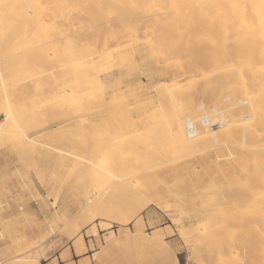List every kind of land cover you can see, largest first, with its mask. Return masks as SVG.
I'll return each mask as SVG.
<instances>
[{"label":"rangeland","instance_id":"1","mask_svg":"<svg viewBox=\"0 0 264 264\" xmlns=\"http://www.w3.org/2000/svg\"><path fill=\"white\" fill-rule=\"evenodd\" d=\"M85 24L86 20L79 17L78 20L74 21V28L84 29ZM7 38L9 37H4V39ZM4 39L2 40L3 42H0V54H4L0 56V61H8V63H6L9 64L8 68L11 67L10 69L14 67L16 69V66L20 64H24V66L20 65L21 67L19 66L18 69H22L17 70L19 72L13 71L11 74L10 72L12 70L8 71L7 68L5 72L6 66L4 67L5 70L0 66L1 77L4 75L7 77L4 78V76L2 78L4 80L1 79L0 82V150H8L14 157V180L22 189V192L30 194L32 191L35 192L34 200L39 201L46 208V210L45 208L42 210L43 217L41 227H36L30 220V217L25 215L24 211L17 213V219H12L13 221H11L10 226H8L10 228V234L14 237L16 242H18L20 238H23L24 235L27 236L29 232L31 233L36 229L40 230L36 232L38 233V237L35 243H26L25 246L18 247L17 253L19 257L25 258L22 264H31L36 259L39 262L41 256L40 252L46 249L56 250L58 247L62 246V239L65 241V248H68L71 242H74L73 246L80 249L82 248L81 243H83V251L81 253L86 257L87 264H90L89 258H91L92 264H169L168 262H170V264H264V227H262L264 226V181L260 184L254 181L256 185L253 184L256 172H252V164L254 165L255 162L251 159H248L246 163L241 160L242 151H259L257 145L261 147V143L264 142L263 136H260L258 139V141L261 140V143L257 140H248L246 144L248 148L245 150L244 147L241 148L242 146L239 144L241 141L237 128L234 130V127L231 126V129L234 131L231 130L232 138L229 145H226L230 148L225 147V149H223V146L220 150H212V152L206 151V153H199L200 155L187 154L191 156L184 155L183 153V156L181 155L182 157H180V154H177V152L173 153L174 150L172 149L170 140L167 139L168 134L165 138L161 134L160 128L162 126L158 127L159 133L157 132L158 130H154L159 135L157 137L155 136L153 140L154 144L152 146L150 145L147 150L144 142L133 147L131 145H126L124 148L123 144L112 143L116 138L124 136L122 132L125 133L128 130L130 131V128L136 125L134 122L137 123L139 121L138 115L140 114H145V112L153 114V112H155L160 117L168 116L170 109L168 110L169 103L167 101L169 100H167L166 97H168L170 87L172 88V86L173 88L175 87V92L172 94H178V97L180 94L185 95H183V97L180 95L181 98L179 97L178 100L188 105L185 114L190 116L192 120L199 117V114L202 116V113L195 110L197 104L205 105L208 114L211 113L210 109L212 107L217 111L223 109L225 103L217 100L219 93H216L218 97L214 96L213 98L200 94L202 91H199V88L202 89L207 83L209 86L217 85L215 88L219 91L218 79L213 78L216 82L215 80L212 81V79H209L211 74H209L210 69L208 67L199 62H194V64L192 62V64L186 63L187 65L189 64L186 68L187 65L183 64L185 61L182 59L179 61V64L164 66L161 64V61L154 56L152 58L151 54H149L148 51L150 47L145 45V48H143L141 52H136L133 51L135 50V45H133L131 46L132 48L130 47L128 49V51L130 50V54L124 57L125 68L132 72L128 73V75L123 72L124 75H120L113 69L114 72H111L112 70L109 71L104 78V80L119 79L124 84L121 89L122 91L120 90L123 92V95L116 98L119 100L121 98L124 99V109L122 108V103H120L122 106L120 104H108V112L104 109L95 116L90 109V112L89 110L88 112H83L85 109L91 107V105H88L89 103L87 104L85 101L79 106L76 104L74 106V100L71 99V103L68 97L67 99L64 98V102H60L61 100L63 101V98L61 100L57 98L58 100L55 99L54 101L51 99L53 97L51 90L54 91V94L56 92L55 89H57L58 92L60 88L58 87L59 81H57V78H63L62 73H64V71L61 73L62 68L59 67L58 71L61 70L60 73L58 72V74H55L57 73L58 67L54 66L57 63L54 61L60 52L62 53L61 58L64 52L65 56H63V58L66 57V52L68 54L69 50L72 52L70 48L68 49V43L66 44L64 41H60V43H58L59 45H56V47L61 45L63 47L61 48L62 51L59 47L57 49L55 45L52 46L53 49L50 47L47 48L45 56L48 50H52L49 55H52L54 58L53 64H55L52 65L51 68L49 65L52 63L48 64L50 61L47 60L50 59L52 61V57L50 58L49 56V59L47 58L43 62V56L40 61H38V57L44 55L41 52L42 47H37L38 49L34 48L35 50L31 49L33 50L32 53L37 55V58L34 54L29 55V58L33 55L34 58L32 60L28 58L27 64L30 65V62L34 61V59L35 61L32 62L31 66H27V69L25 66L27 58L24 59L25 61L22 60V58H18L16 62L17 65H12L15 63L13 59L16 58L11 53V50L12 52L14 51L12 48L13 46L9 48L10 50H8V53H4L6 50L5 48H8L10 45L9 40H5V42ZM15 39L16 38H14V41ZM94 39L95 35L84 31L80 33L76 39L69 40L71 42L70 47L74 46L75 48L76 43H79L82 47L83 55H87L91 53L92 46L95 42ZM102 39L103 34L98 37V47L101 45ZM62 42H64L63 44L66 46L62 45ZM138 42H145L144 35L140 34L138 36ZM1 43H3L4 46L1 45ZM20 45L22 44H18V46L14 48L22 49L23 45L21 47ZM138 45L140 46L141 44ZM64 47L67 48L68 51L65 50ZM83 49H86V51ZM54 51L57 52V55L54 53L56 56L53 55ZM39 52H41L42 55ZM92 57L93 56L87 57V59H91ZM9 58L11 61H9ZM61 58L57 61L59 62ZM19 60L22 61L19 62ZM23 61L25 63H23ZM37 61L40 62L39 65L43 64L44 67H42V65L38 66V64L33 66V64L38 63ZM1 62L0 65H5V63ZM18 62L20 64H18ZM64 62L63 65L66 64H64ZM32 68H34L35 71ZM31 69L33 71H30ZM47 69H50V73H47ZM40 70L42 71L40 72ZM30 72H32V74H30ZM14 73L18 74L15 75ZM112 73L113 75L111 76ZM191 73H194L195 76L202 77H199V79L195 78ZM208 74L209 77L207 76ZM20 75L23 77L21 76L20 78ZM203 76L205 78L207 76L211 82H208V79L203 78ZM184 78H187L185 79L186 81ZM102 79L101 81H103ZM180 79L181 82H179ZM8 80L11 81L8 83ZM55 80L58 84L56 83L57 86L52 87V84L55 85ZM202 80L206 82L205 85ZM63 81L65 82L64 79ZM2 82L6 84L1 86L4 84ZM30 82H32L31 85ZM34 82L37 83L35 84L36 87L33 85ZM68 82L72 83L71 81H66V86L69 84ZM197 82L199 85L203 86L201 87L195 84ZM214 83L216 84L213 85ZM179 85L184 86L185 93L176 92ZM186 85L189 86L186 87ZM181 86L178 89L183 92ZM192 86H196L197 91H194L195 88ZM35 88H37V90L34 91ZM155 90L158 92L160 90L161 93L159 92L157 95ZM57 92L56 94L58 95L59 93ZM56 94L53 98L57 97ZM224 95L225 93L222 96ZM236 95L238 96V94ZM165 102L168 104H165ZM63 103H68L69 105L71 103L73 106L66 104L69 106L68 107L64 104V107L62 106ZM40 106H42L40 108L41 112L38 110ZM14 107L19 109L17 112L20 113L22 111V113H24H20L23 115V119L17 117L18 115L20 116V114H16L15 116L16 110L14 111ZM66 107H68V110ZM70 107H72L73 110ZM4 108H7L5 109L6 111L13 108L11 112L8 113L10 117L13 118L15 125L11 123L13 126H10L9 119H6L7 115L5 114L6 112H4L5 110H3ZM76 108L81 109L80 111L83 110L82 113L80 114L79 110ZM136 108L140 109V112ZM34 110L37 112L39 111V113H37L39 116L36 115ZM69 111L73 114L72 117H70L71 114H68L70 118H65L64 120V117L67 115L65 114L64 116V113H68ZM77 111L79 113L78 115L76 113ZM12 113H14V116L11 115ZM61 113L63 116H60ZM83 114H85L84 117ZM230 114L231 115H228V120L233 121L232 119L230 120V118H233L235 120L233 121L234 123L240 120L241 117L239 116L245 115L244 113L238 115L240 113L238 112L236 114L234 111H231ZM50 115H53V117ZM88 115H90V117ZM99 115H101L102 118ZM87 116L90 118L89 120ZM85 117L87 118L86 121ZM98 118L100 122L97 120ZM136 118L138 121H135ZM215 119L216 118H214V120ZM61 120L64 122L63 124H61ZM67 120L73 123L71 122V124ZM129 120L133 121L130 122ZM198 122L199 121H196V124H198ZM132 123L134 125H132ZM144 123H139L138 126L141 127V129L149 128L147 127L148 124L151 125L150 128L153 126L151 121ZM1 126L3 130H1ZM212 126H215V128L218 127L216 122ZM116 127L120 129L118 130ZM45 128L49 130H45ZM68 128L70 129L66 130ZM54 129L61 135H58V133H56L57 131ZM59 130H62V132L60 133ZM120 130H122L121 133L117 134ZM115 132L117 135H115ZM109 134H111V136ZM107 136L114 138L109 140L105 138ZM106 139L113 141L109 143ZM230 143H232V145H230ZM251 143H256L257 145L255 144L254 146ZM249 146L253 149L250 150ZM102 154L105 157L104 159L99 158V155ZM105 155L109 159L106 160ZM185 156L187 159H183ZM178 157H180L181 160ZM78 158H80V160ZM261 161L264 162V159ZM98 164L100 168H98ZM90 166H92L93 169ZM256 166L257 170H259V174L262 172L264 174V168L261 170L258 165ZM263 174H261V176ZM250 176H254V178L252 179ZM114 179L117 180L115 181ZM119 180H124L123 192V189L120 190V188L117 187ZM255 187L257 191H255ZM137 189L139 191H137ZM140 191H143L142 194H146V196L142 197L143 200L140 202L134 203V210H132L133 203L132 206L130 205L131 207L129 206L130 210H132L130 214H128L130 218H127L128 216L120 217L124 215V213L121 215V213L124 212L123 203H120L123 201L121 198L122 193H124L125 204V201H129L131 195L132 197H136L135 194L138 193V196H141L142 194ZM110 195L118 199V202L123 208L120 205H116L117 203L113 205L114 201L112 199L114 198ZM118 195L120 196L117 197ZM109 196L112 197V199L107 198ZM132 197L130 199H132ZM93 198H98V200L102 202L104 200V205L100 203L95 205V202L93 206L90 205L85 209V201ZM149 199L151 202L148 201ZM106 200H108L107 202L111 200L112 205H109L110 207L118 206L117 208L114 207L116 210L122 208L119 210L120 215H117L115 211L113 213L121 219H126L125 223L124 219H122L123 222L120 221L121 223L114 221L117 217H113L114 219L112 220V215H110L112 214L111 212L110 214H105L106 216L104 215V213L110 211L112 208H109L108 204L110 202L107 204ZM105 204H107V206ZM102 205L104 206L102 210L105 212H100V207ZM19 206L22 207V205ZM90 207L93 208L91 210H95L96 212L94 213L89 210L90 214L94 213V217H91V221L90 218H88L90 214H86ZM83 211H86V213ZM201 213L203 214L202 216L200 215ZM80 214H86L85 217L89 216L81 220L79 217H82V215ZM107 215L110 217H108L109 219L106 218ZM23 218L25 220L24 226H22ZM121 219L117 220L119 221ZM17 221H22V223L17 224ZM198 227L200 229L197 233L192 234L193 232H188L190 228L194 229ZM23 228L26 231L25 234L22 232ZM151 234L154 235L152 236ZM190 234H192V236ZM57 238H59V240ZM41 243L47 244V247L41 248L38 246L41 245ZM195 245H197V248H195ZM35 247H39L40 252H35L30 255L31 249ZM172 257H175L174 259L176 262Z\"/></svg>","mask_w":264,"mask_h":264},{"label":"bare ground","instance_id":"2","mask_svg":"<svg viewBox=\"0 0 264 264\" xmlns=\"http://www.w3.org/2000/svg\"><path fill=\"white\" fill-rule=\"evenodd\" d=\"M79 17L86 20V24H85L84 29L74 28V21L78 20ZM84 31L95 35V39H94L95 42L92 46L93 48L91 49V53H89L87 55H83L82 47L80 46L79 43H76L75 48H74V46L70 47L71 42L69 41V40H74V38L76 39V37L79 36V34L84 32ZM101 34H103V39H102L101 45L98 47V43H97L98 37ZM140 34L144 35V37H145V42H143V43L138 42V36ZM16 35H17V37H16ZM5 36L9 37V38L4 39ZM14 38H16L15 41H14ZM3 39H4V41L9 40V43L11 45V46L9 45V47L5 46L8 48H5L6 50L4 49L5 50L4 53H6V52L8 53V50H10L9 48H11L13 46L12 48L14 51L12 52V50H11V53L16 58H14V59L12 58L13 61L15 60L14 61L15 63L12 62V63H14L12 65H17L16 62H17L18 58H22V60L27 58L26 61L24 60L26 63L23 61V63H25L26 67L31 66L32 62L35 61V59H34V61L30 62V65L27 64V60L30 57L29 55L34 54V53H32L33 50H35L34 48L42 47L41 52L44 55H42L41 52H39L42 56H39V54H38V56H39L38 61H40V59L44 56V58H43L44 59L43 62H44L45 59H47V58L49 59V56H50V58L52 57V55H49V54H51L52 50L51 51L48 50L46 52L48 55L46 54V56H45V51L47 50L48 47L53 49L52 46L55 45V47H56V45H59L58 43H60V41H64L66 44L68 43L69 44V45H67V46H69L68 49L70 48L72 50V52H70V50H69V54L66 52L65 58H63V56H65V52H64L62 58H61V55H62L61 52H60V54L58 53L60 55V57H59V55L56 56L57 52H58V50H57L58 47H59V49L63 48L60 45V46L56 47L57 52L56 51L53 52V55H55L54 53H56L55 56H56V58L57 57L58 58L57 59L55 58V61H54L53 57L51 58V59H53L52 61L50 59L47 60V61H50V62H48V64L52 63L49 65L50 68L56 62H57L56 64H60V65H56V64L54 65V66L58 67L57 73H55V74H58V72L60 73L61 70L58 71L59 67L62 68L61 73L64 71V73H62L63 78L60 77L62 75L59 76L60 79L57 78V81H59V84L57 83L56 80H55V85L52 84V87L57 86V84H58V87L60 89L58 88L59 89L58 92H57V89H55V90L57 93H59L58 95H60V96H58L55 92L57 97L53 98V97H55V94H54V91L51 90L52 94H53V97L51 99H53L52 101H54L57 98L59 100H61L63 98V101L61 100L60 102H64V100H65L64 98L67 99V97H68V98H70V99H68V100H70L69 102H71V99L74 100V102H73L74 106H75V104L77 106H79L80 104L84 103V101H85V102H87V104L89 103L88 105H91V107H89L88 109H85L84 111L82 110V111L88 112V110L90 109L91 112L95 114V116L97 114H99L100 112H102V110H104V109H106V112H108V109H109L107 106L108 104H112V105L117 104L118 105V104L122 103L123 106L121 104L120 105L124 109V99H122V98L120 100L116 99L120 95H123L122 94L123 92H121L122 91L121 89L123 88L124 84L119 79H105L104 80V78L106 77V74L109 71L112 70L111 72H114L113 69H115V71L120 75H124V73L125 74L127 73V75H128V73L132 72V71L128 70L127 68H125L124 57L127 56L128 54H130L129 53L130 50L128 51V49L133 45H135V48H134L135 50H133V51H136V52H141V50L143 48H145V45L150 47V49L148 51L149 54H151L152 58L154 56L156 59L161 61L162 63L161 62L160 63L163 64L164 66H168L171 64H179V61H181V59L185 61V63H183L184 65H187L186 63L192 64V62H193V64H194V62H196V63L199 62L202 65H204L210 69V72H209V74H211L210 77H209V74L207 75L209 77V79H212V81L215 80L213 78L218 79V82H219L218 83V85H219L218 90L219 91H217L215 88L217 85L216 86H211V85L209 86V84L207 83L206 86H204L202 89L199 88V91L200 90L202 91L201 93L200 92H194V93H200V94H202V96H207L210 98H213L214 96H216V97L219 96L217 98V100L218 101L220 100V102L225 103L223 109L217 111L215 108L212 107L210 109L211 113L208 114L206 112L205 105L197 104L195 106V110L202 113V116L200 114L199 115L197 114L199 117H197V115H196L197 118L194 119L195 118L194 117L193 118L194 120H192L190 118V116L185 114L186 107L188 105L183 103L181 100L180 101L178 100L180 95H182V94H180L179 97L177 96L178 94L177 95L172 94L175 92V87L173 88V86H172V88L170 87V90H169L170 93H168V97H166L167 100H169V101L166 100L169 103L168 110L170 109V113L168 116H166V117L161 116L160 117L155 112H153V114L150 113L151 115L146 113V112H145V114H140V115H138L139 121L137 120V118L135 121H138L139 123H142V122L148 123V121H151V123H153L152 124L153 126L151 128H150L151 125L148 124L149 126L147 125V127H149V128H143L142 127L143 129H141V127L138 126L139 123L134 122V124H136V125L134 127H131L130 131L128 130L125 133L122 132V135H124V136L116 138L114 141L112 140L113 142L109 141V140L113 139L115 137V135H117L118 133L120 134L122 130H120V132L118 131L117 134L115 132V135L112 138H110L112 133L109 134L110 136L105 137V138L109 139V140L106 139L109 141V143L110 142L120 143V144L124 145L123 146V148H124L126 145H131L133 147V146H136L137 144H139L141 142H144L145 148L147 150L150 145L152 146L154 144L153 140L155 139V136L157 137L159 135L155 131L158 130V127L162 126L160 128L161 132H162L161 134L163 135L164 138L167 137L166 135L168 134L167 139L170 140V144L172 146V149L174 150L173 153L177 152V154H180L179 156L182 157L183 153H184V155H187V154L196 155L199 153H201V154L206 153V151L212 152V150H218V149L220 150L223 146H224L223 149H225V147H227L229 145V142L232 138V135H231L232 131H234L236 128H237V131L239 133V138L241 141V143H239V144H241L240 145V146H242L241 148L244 147L245 150H247V148H248V146L246 145L248 140H250V141L251 140L252 141L257 140L258 141L260 136L264 137V0H0V42H3L2 41ZM64 42H62V45L66 46L65 44H63ZM18 44L23 45L22 49L17 48L18 49L17 50L16 48H14L15 46L17 47ZM138 44H141V45L139 46ZM1 45L4 46L3 43H1ZM5 45H7V44H5ZM22 45H20V47ZM31 49H33V50H31ZM64 49L68 51L67 48L64 47ZM83 50L86 51V49H83ZM39 51H40V49H39ZM43 51H44V53H43ZM61 51H62V49H61ZM1 55L3 56L4 54H0V56ZM33 56H31V58H29V59L32 60L34 58ZM35 56L37 58V55H35ZM91 56H93L91 59H87V57H91ZM60 58H61V60H60L61 62L59 61L60 62L59 63L57 60H59ZM63 59H64V61L66 59H68V60H66L64 62ZM22 60H19V62H21ZM4 61H5V59H4ZM9 61H11L10 58H9ZM53 61L55 62L54 64H53ZM62 61L64 62V64L65 63L66 64L63 65ZM6 62L8 63V61H6ZM6 62H3V63H5V65H3V66L0 65L1 68L3 67V70H5L4 67L6 66L5 72L7 71V68L9 65ZM19 62H18V64H20ZM46 62H45V65L47 64ZM156 62L158 63L157 60H156ZM39 63L40 62L33 64V66L38 64V66L42 65V67H44L43 64L39 65ZM160 63H159V65H160ZM62 65H63V67H62ZM19 66L17 65L16 69H15V67L13 69H10L11 68L10 67V68H8V71L12 70L10 72V74L13 71L19 72L17 70L22 69V68L18 69ZM21 66H24V64H22ZM188 66H189V64L186 66V68ZM28 67H27V69H28ZM53 67H52V69H53ZM32 69L34 70V68H32ZM32 69L30 71H33ZM24 70H25V68H24ZM41 71L42 70H40V72ZM47 71H48L47 73H50L49 72L50 69H47ZM2 73H3V71H2ZM17 74H15V75H17ZM30 74H32V72H30ZM195 74H196V72H195ZM195 74L193 73L192 75L195 76ZM22 75H20V78ZM28 75H29V73H28ZM108 75H110V74H108ZM112 75H113V73L111 74V76ZM9 76H11V75H9ZM45 76H47V75H45ZM207 76H206V78L208 79ZM3 77H1V75H0V82H1V79ZM199 77H202V76H195V78H198V79H199ZM4 78H7V77L5 76ZM54 78H56V77H54ZM203 78H205V77L203 76ZM8 79H9V77H8ZM63 79L65 80V82L63 81ZM101 79L103 81H101ZM181 79L179 80V82H181ZM185 79H187V78H184V80ZM209 79L207 81L211 82V81H209ZM2 80H4V79H2ZM50 80H52V79H50ZM9 81H11V80H8V83H9ZM13 81H14V79H13ZM66 81H71L72 83L68 82L69 84L66 86L65 85ZM202 81L204 82V85H205L206 82L204 80H202ZM4 82H2V83H4ZM35 82L33 85L36 87L35 84H37V83H35ZM215 82H216V80H215ZM31 83L32 82H30V85H31ZM5 84L6 83L2 84L1 86L5 85ZM195 84H198V82ZM215 84L216 83H214L213 85H215ZM22 85H24V84H22ZM180 86L181 85H179L178 87L176 86L177 87L176 92L185 93L184 92V86H181L183 92L180 89H178ZM187 86H189V85H186V87ZM193 86H194V84H193ZM199 86H201V85H199ZM50 87H51V85H50ZM193 88H195L194 91H197L196 86ZM24 89H26V88H24ZM14 90H15V88H14ZM35 90H37V88H35L34 91ZM192 91H193V89H192ZM155 92L158 95L160 90H159V92L157 90H155ZM61 93H62V95H61ZM216 93L217 94L219 93L218 96L216 95ZM224 93H225V95L222 96ZM236 94H238V96ZM183 95H182V97H183ZM61 96H63V97H61ZM163 96H165V95H163ZM166 96H167V94H166ZM233 96H235V97H233ZM59 97H61V98H59ZM166 98H164V99H166ZM217 100H216V102H217ZM167 102H165V104ZM71 103H70V105L68 103H66V104H68L69 106H73V105H71ZM64 104L65 103H63L62 106H64ZM66 104H65V106H68ZM133 104H132V106H133ZM6 105H7V103H6ZM134 105H136V104H134ZM41 107L42 106H40L38 110H40ZM68 107H66L67 110H68ZM155 107H156V105H155ZM15 108L16 107H14V111L16 110L15 116H16V114L22 113V111L20 113L17 112V111H19V109L18 108L15 109ZM70 108L72 109V107H70ZM70 108H69V110H70ZM138 108H136V109H138ZM5 109H7V108H4L3 110H5ZM11 109H13V108H11ZM11 109H9L8 111H6V110L4 111V112H6L5 114L7 115V118L6 117L5 118L9 119L10 126L12 124L15 125L13 122V118L10 117V114L8 113V112H11ZM76 109L79 110L80 114L82 113V111H80L81 109H78V108H76ZM90 110H89V112H90ZM14 111H12V112H14ZM138 111L140 112V109H138ZM158 111H159V109H158ZM158 111H156V112H158ZM231 111H234L236 114L239 112L240 114H238V115H241L242 113H244L245 115L239 116V117H241L240 120H238L236 123H234L233 121H235V120L233 118H230V120L232 119L233 121L228 120V115H231L230 114ZM0 112H1V110H0ZM35 112H36V115L39 116V114H37V113H39V111L38 112L35 111ZM40 112H41V110H40ZM106 112H105V114H106ZM58 113H57V117H58ZM76 113H77V115L79 114L78 111ZM142 113H143V111H142ZM13 114L14 113H12L11 115L14 116ZM22 114H24V113H22ZM22 114H20V116L18 115L17 117H21V119H23ZM30 114H29V116H30ZM65 114H67V115L65 116ZM68 114H71L70 111L68 113H64V116H65L64 120H65V118H70L73 115V114H71V116H70ZM53 115H55V114H53ZM53 115H50V116L53 117ZM84 115L85 114H83V117H84ZM60 116H63V114L61 113ZM88 116L90 117V115H88ZM88 116H87V118H88ZM99 116L101 117V115H99ZM136 116H134V117H136ZM83 117H81V118H83ZM110 117H111V115H110ZM87 118L85 119V121L87 120ZM99 118L97 120H99ZM214 118H216V119L214 120ZM54 119H55V117H54ZM62 119H63V117H62ZM72 119H75V118H72ZM89 119L90 118H88V120ZM235 119L237 120V117ZM18 120H20V119H18ZM132 121H130V122H132ZM196 121H199L198 124H196ZM71 122H69V123H71ZM99 122H100V120H99ZM205 122H207L209 125H214V123L216 122L218 127L214 128V129L212 128V130H209L207 127H205ZM63 123L64 122H62V120H61V124H63ZM134 124L132 123V125H134ZM7 125H9V124H7ZM144 125H145V123H144ZM231 126L234 127L233 128L234 130L231 129ZM188 127H191L193 129V134L188 133V130H187ZM4 128H5V126H4ZM58 128H60V127H58ZM58 128H56V129H58ZM155 128H157V129H155ZM7 129H8V127H7ZM47 129L48 128H45V130H47ZM56 129H54V130H56ZM69 129L70 128H68L66 130H69ZM1 130H3V127ZM63 130H65V129H63ZM4 131H5V129H4ZM40 131H42V130H40ZM113 131H114V129H113ZM123 131H124V128H123ZM38 132H39V130H38ZM61 132H62V130L60 131V133ZM157 132L159 133V130ZM56 133H58V131ZM105 134H107V133H105ZM161 134H160V136H161ZM58 135H61V134L58 133ZM20 138H22V137H20ZM156 139H158V138H156ZM24 140H26V139H24ZM100 141H101V139H100ZM258 142L261 143V140H259ZM104 143H105V140H104ZM112 143H111V145H112ZM255 144L256 143H254L252 145L255 146ZM261 144H262L261 147L256 144L257 147L259 148V151L258 150L255 152L242 151L241 160L246 163V161L248 159H251L255 162V164L257 163L256 165H258V167L261 168V170H262V168H264V162L261 161L264 159V142ZM230 145H232V143H230ZM121 147H122V145H121ZM137 147H139V146H137ZM227 148H230V147H227ZM249 149L251 150L253 148H250V146H249ZM255 149H257V148H255ZM78 152H80V151H78ZM178 152H181V153H178ZM102 155H99V158L104 159L105 157H104V155L103 156ZM176 156H178V155H176ZM187 156H191V155H187ZM180 157H178V158L181 160ZM185 158L187 159L186 156L183 159H185ZM78 159L80 160V158H78ZM92 159H93V157H92ZM107 159H109V158H107V156H106V160ZM100 161H102V160H100ZM161 161H163V160H161ZM115 163H116V160H115ZM85 165H87V164H85ZM116 165H117V163H116ZM254 165L252 164V169H253L252 172H254V171L256 172L255 178H254V176H250V178L252 177V179L253 178L255 179V180L253 179V184H255L256 182H258L260 184L262 181H264V174H263V172L259 174V172H258L259 170H257V166L256 165L254 166ZM98 166H99V164H98ZM90 167H92V166H90ZM98 168H100V166ZM92 169H93V167H92ZM96 170H97V167H96ZM261 174H263V175L261 176ZM121 175H124V174H121ZM94 177H96V176H94ZM101 179H102V177H101ZM114 180L116 181L117 179H114ZM115 181H114V183H115ZM254 181H255V183H254ZM259 184H258V186H259ZM258 186H256V187H258ZM117 187H119L120 190L123 189L122 190V192H123L124 191V180H119ZM141 187H143V186H141ZM256 187H255V191H257ZM137 188H139V187H137ZM137 191H139V190L137 189ZM112 192H114V191H112ZM142 192H141V194H142ZM125 195H127V194H125ZM135 195H136V197H132V195H131L132 199H130L131 197L129 196L130 197L129 201L128 200L125 201L126 203L124 204V193H122L121 198L123 199V201H121L120 203H123L124 212L121 211L122 212L121 215L123 213H124V215L120 216V217L128 216L127 218H130L129 217L130 215H128V214H130V211L134 210L133 209L135 207L134 203L140 202L141 200H143L142 197L146 196V194H142L141 196H138L139 195L138 193H136ZM102 196H103V194H102ZM110 196L113 197V195H110ZM110 196L107 198L112 199V197H110ZM119 196L120 195H118L117 197H119ZM112 200L114 201L113 205H115L116 203H117L116 205H118V206L120 205V203L118 202V199L114 198ZM107 201L108 200H106V202ZM148 201L151 202L150 199ZM101 202L102 201L101 200L99 201L98 198L87 199L85 201L84 206L86 209V207H88L90 205L93 206V203H95V205H97V203L103 204V202H105V201L103 200V202L102 203ZM109 202H107V204L109 203L108 206L112 205L111 200ZM132 203H133V206H132ZM107 204H105V205L107 206ZM103 205L100 207V209H101L100 212L104 211V210H102V208L104 207ZM130 205L132 206V210H130V208H129ZM106 206H105V208H106ZM118 206H113V207L111 206L112 208L109 206V208H111V210L106 212V213H104L105 212L104 211L103 213L105 215L108 213L110 214V212H111L112 213V214H110V215H112L111 219L113 220L114 219L113 217H117V218H115L116 220L114 219V221H117L119 223L120 221L123 222L122 219H124V218L121 219L117 216L119 214V210H121L123 208L122 205H120L122 208L116 210V208ZM95 207H98V206H95ZM95 207H94V209H95ZM114 207H116V208L114 209ZM91 209H93V208L90 207L87 210V213H86V211H83V212L86 214H90L89 210H91ZM91 211L96 213L95 210L94 211L91 210ZM114 211H115V213H117V215H115L113 213ZM94 213L90 214V216L88 215L89 217L88 216H86V217L90 218V221H91V217H94V215H93ZM97 214H98V210H97ZM97 214H95V215H97ZM80 215H82V217H79V218H81V220L86 219L84 214H80ZM200 215L202 216L203 214L201 213ZM83 216H84V218H83ZM108 217L109 216L107 215L106 218L109 219L110 217L109 218ZM117 219H121V220L118 221ZM88 221H89V219H88ZM125 221H126V219H124V223H125ZM84 223H83V225H84ZM85 224H87V223H85ZM262 227H264V226H262ZM259 228H261V227H259ZM199 229H200L199 227L194 228V229L190 228V230L188 232L191 231L190 233L193 232L192 234H195L198 232ZM192 234H190V235L192 236ZM191 236H189V237H191ZM179 237H181V236H179ZM196 246L197 245H195V248H197ZM81 247L82 248H80V249L74 247L75 252L77 254L83 251V243H81ZM24 259L25 258L19 257V258L15 259L14 261H11L8 264H22ZM172 262H173V260H172ZM175 262H176V260H175ZM37 263H38V260L36 259L31 264H37ZM168 263L170 264V262H168Z\"/></svg>","mask_w":264,"mask_h":264},{"label":"crops","instance_id":"3","mask_svg":"<svg viewBox=\"0 0 264 264\" xmlns=\"http://www.w3.org/2000/svg\"><path fill=\"white\" fill-rule=\"evenodd\" d=\"M13 164L14 157L10 152L4 149L0 150V264H8L18 258V247H23L26 243H35L37 241L38 233L36 232L40 231L39 229L31 233L29 232L27 236L24 235L18 242L15 241L14 237L10 234L8 226L13 221L12 219L16 218V214L24 211L25 215L30 217V220L36 227H41L42 210L45 208L42 203L34 200L35 192L32 191L31 194L22 192L18 183L14 180L15 172ZM19 205H22V207ZM22 221V226H24V218ZM22 221H17V224H21ZM22 232L23 234L26 233L24 228ZM57 239L59 240V238ZM64 243L65 241L62 239V246L56 250L46 249L43 252H40L39 247H35L31 249L30 255L35 252L41 253L37 264H87L83 253H75L74 242H71L68 248H65ZM47 244L41 243L38 246L46 248ZM89 263L92 264L91 258H89Z\"/></svg>","mask_w":264,"mask_h":264},{"label":"built area","instance_id":"4","mask_svg":"<svg viewBox=\"0 0 264 264\" xmlns=\"http://www.w3.org/2000/svg\"><path fill=\"white\" fill-rule=\"evenodd\" d=\"M205 127H207L209 130H212V128L213 129L215 128V126L209 125L207 122H205ZM187 130L189 134H193V129L191 127H188Z\"/></svg>","mask_w":264,"mask_h":264}]
</instances>
